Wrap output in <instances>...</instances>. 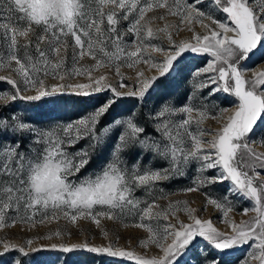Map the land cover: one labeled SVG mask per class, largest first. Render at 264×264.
Instances as JSON below:
<instances>
[{"label":"snow or ice","instance_id":"6c2138e0","mask_svg":"<svg viewBox=\"0 0 264 264\" xmlns=\"http://www.w3.org/2000/svg\"><path fill=\"white\" fill-rule=\"evenodd\" d=\"M156 9L165 15L148 17ZM166 15L177 16L179 24L154 29L152 22ZM196 24L205 31L197 32ZM185 27L191 38L174 40L173 31ZM86 56L94 63L82 65ZM258 61L264 62V0H0V70L16 74L0 76L11 86L0 91V101L25 113L35 102L90 105L74 120L47 123L0 109V230L64 219L83 235L81 219L100 228L102 219L131 218L149 233L140 244H155L160 252L146 258L116 241L94 245L87 237L67 243L72 232L65 227L27 239L24 246L0 238V264H23L13 252H54L51 264H70L67 257L77 252L180 264L193 248L200 264H226L217 256L242 245L252 249L243 264H264V151L254 146L264 145V70L253 67ZM141 63L156 74L137 71L129 87L121 68ZM105 67L114 70L116 86L107 74L94 75ZM176 81L191 85L179 104L171 93L156 96ZM221 93L233 107L216 102ZM150 104L148 112L139 111ZM122 105L128 107L120 111ZM209 118L222 125L205 128ZM97 155L103 162L93 169ZM182 180L190 182L185 192L226 185L223 195L205 192L204 208L214 205L226 230L200 218L187 201L159 205L167 196L155 195L158 185ZM137 189L148 198L136 197ZM232 198L250 204L243 215H254L236 222L230 217ZM53 238L60 242L32 247Z\"/></svg>","mask_w":264,"mask_h":264},{"label":"rangeland","instance_id":"374dc122","mask_svg":"<svg viewBox=\"0 0 264 264\" xmlns=\"http://www.w3.org/2000/svg\"><path fill=\"white\" fill-rule=\"evenodd\" d=\"M165 9H156L150 13H148V17L156 16L160 17L162 15H165ZM226 15V14H224ZM217 19H224V16L217 14ZM208 23V21H205ZM167 23L169 25H176L179 24V18L177 16L172 15H166L164 20L156 19L152 22V27L155 29L157 27H163L164 24ZM128 26V22H123L122 27L126 28ZM195 30L197 32L203 33L205 30L200 27L199 24L194 25ZM192 36V32L188 30L187 27L184 28L183 31L175 32L173 31V39L174 40H184L189 39ZM126 40H129L131 42V38L125 37ZM163 43L166 45L167 41L163 40ZM69 44H71V41H69ZM154 56L157 58L162 59V53H153ZM199 63V61H196ZM82 65H91L94 63L92 59L89 57H85L81 62ZM254 68H259L261 70H264V62L258 61L256 65L253 66ZM143 70L145 71L146 75H154L156 74L154 70H150L147 65H144L143 63L139 64L136 68H128L127 66H124L121 68V72L126 77L125 84L129 87L133 86L136 79V73L137 71ZM100 74H107L109 80L113 83L114 86L117 84L118 77L115 75L114 70L108 67L101 68L98 71L94 73V75L98 76ZM246 75L250 76L252 75L251 72H248ZM0 76H11L12 78H16L15 73H11L8 70H0ZM77 80L80 82H87L86 78L78 77ZM58 81L50 80L49 83H57ZM73 83L76 82V80L72 81ZM190 82L189 81H176L173 82L168 87L160 88L158 92L156 93V96L160 95H166L168 93H171L173 97L175 98L176 103H180L185 95L186 92L190 89ZM125 90H128L127 88ZM0 91H11V86L0 82ZM27 94H32L31 92H28ZM103 95L101 94V97L103 99ZM107 95H111V93H107ZM224 94L221 93L220 97L216 99V102L221 107H233V105H229L224 103L223 101ZM125 99H132V98H125ZM95 102V101H93ZM11 104L15 105L17 103L21 104L22 106L27 104L28 102H10ZM35 107H28L27 113H25L24 108L21 107L18 110H12L6 107L3 104V101H0V109L4 111L5 114L11 112L13 115L19 114L21 116L28 115L33 121L40 122V123H47L53 119H58L61 122L63 121H69L74 120L85 113V110L90 107V105H73L72 103L68 104H59V105H53V104H47L43 105L39 102H35ZM153 105L150 104L148 109H145L141 107L139 111L141 112H148L149 109ZM128 107V105H122L120 110L123 111L124 108ZM222 125L221 122H217L216 120H213L209 118L205 121L204 127L205 128H218ZM86 141L81 142V144H78L76 147L80 148L82 147ZM259 151H264V145L256 144L254 145ZM95 164H93V169L98 165L99 163L103 162V156L97 155L94 157ZM131 159H129V163H133ZM93 169H89L90 171ZM6 179V177H5ZM190 186V182L188 180H182L178 183H162L158 185V191L155 193V195H160L163 193L167 196V199H160L158 201L159 205L161 207H166L168 203L175 202V201H187L189 205L193 208L197 209V215L200 216L202 219H211L213 224L221 229L226 230L228 228L227 225L221 222V213L219 210L215 208L214 205H207V210L205 211V205H206V195L205 192H210L214 196L223 195V191L226 187V185H220L217 184L216 186L212 188H208L201 191H195V192H185L183 191L184 188H187ZM135 196L140 199H147L145 192L143 189H137L135 191ZM233 199V204L235 205L234 210L232 213H230V217L234 218L236 222H240L241 220H249L254 213L249 212L247 215L242 214V210L245 207H250V204L243 201V200H236ZM181 220H184L185 222L188 221L187 215L184 212H179L177 214ZM169 219L176 223L175 218L169 217ZM79 228L83 231V235H80L76 231V227L73 226L70 223H67L64 219H60L59 221H51L46 222L43 225L36 224L34 227L32 224H23V223H16L15 226H6L4 229L0 230V238H6L8 241L24 246L27 239L34 238L37 236H44L50 231H54L56 229H62L67 227L71 232L72 236L65 237V241L67 243H74V242H81L86 237L88 238V242L90 244L94 245H106L109 240L118 242V246L125 248L126 250H131L135 252L137 255L144 256L146 258H151L153 255L160 254L159 249L155 244H148L146 246L141 245L140 241L142 239H147L149 236V233L141 229L139 227L134 226L135 221L131 218L123 221L118 220H108V219H102L100 228H97L94 223H92L89 220L81 219L78 222ZM125 224L127 226H125ZM101 229H106L109 233V236L105 238L102 235ZM59 238H53L52 241L39 239L36 240L32 247H38L41 244H50V243H59ZM207 251H211L210 249H206ZM247 245H242L236 248L235 250L229 251V254L227 256H217V259H223L226 261V264H243V261L247 258V253L251 251ZM0 251H2V245H0ZM12 255H15L17 258L21 259L23 261V264H35L36 261L41 262V264H51V260L55 258L54 252H43L39 254H31L27 257H25L21 253L13 252ZM70 260V264H113V261H118L119 264H138V262L134 259H128V258H111L107 256H95L93 254L87 253V252H77L74 254H71L67 257ZM202 257H200L198 249L193 248L191 249L180 261V264H200V260ZM7 260V258H6ZM253 264H259L258 261H253Z\"/></svg>","mask_w":264,"mask_h":264},{"label":"trees","instance_id":"16d2710c","mask_svg":"<svg viewBox=\"0 0 264 264\" xmlns=\"http://www.w3.org/2000/svg\"><path fill=\"white\" fill-rule=\"evenodd\" d=\"M100 99H102V97L100 96ZM120 110V109H119ZM121 111V110H120ZM106 120H110L111 119V116H108L105 118Z\"/></svg>","mask_w":264,"mask_h":264}]
</instances>
